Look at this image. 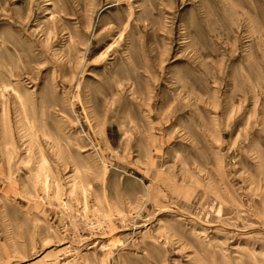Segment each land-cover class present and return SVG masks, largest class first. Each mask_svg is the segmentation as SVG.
Segmentation results:
<instances>
[{
  "label": "rangeland",
  "instance_id": "374dc122",
  "mask_svg": "<svg viewBox=\"0 0 264 264\" xmlns=\"http://www.w3.org/2000/svg\"><path fill=\"white\" fill-rule=\"evenodd\" d=\"M0 264H264V0H0Z\"/></svg>",
  "mask_w": 264,
  "mask_h": 264
}]
</instances>
